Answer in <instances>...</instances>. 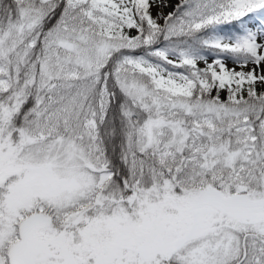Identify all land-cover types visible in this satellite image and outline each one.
Here are the masks:
<instances>
[{
  "label": "snow or ice",
  "instance_id": "obj_1",
  "mask_svg": "<svg viewBox=\"0 0 264 264\" xmlns=\"http://www.w3.org/2000/svg\"><path fill=\"white\" fill-rule=\"evenodd\" d=\"M0 264H264V0H0Z\"/></svg>",
  "mask_w": 264,
  "mask_h": 264
}]
</instances>
